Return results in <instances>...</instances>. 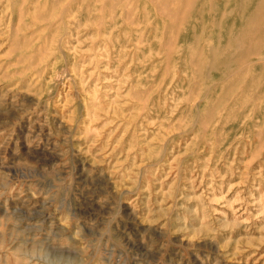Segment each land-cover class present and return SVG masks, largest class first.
<instances>
[{"label": "rangeland", "instance_id": "1", "mask_svg": "<svg viewBox=\"0 0 264 264\" xmlns=\"http://www.w3.org/2000/svg\"><path fill=\"white\" fill-rule=\"evenodd\" d=\"M155 1L0 0V264H264V0Z\"/></svg>", "mask_w": 264, "mask_h": 264}, {"label": "bare ground", "instance_id": "2", "mask_svg": "<svg viewBox=\"0 0 264 264\" xmlns=\"http://www.w3.org/2000/svg\"><path fill=\"white\" fill-rule=\"evenodd\" d=\"M192 2V0H190V2L189 3H191ZM71 0H67V1H62L59 5H60V10L56 13V7H57V5H58V3H57V1L56 0H53V3H52V6L50 7V2H47V3H45L46 5H44V9H49V10H46V11H48V12H46V14L43 16V17H47V16H49L50 15V17L51 16H53V17H57V18H59L60 20L61 19H65V17L67 18V16H68V14H66V12H67V10L69 9V7H70V5H71ZM155 3H157L158 5H160L161 3L158 1V0H156L155 1ZM43 4V3H42ZM186 4H188V3H186ZM189 5V4H188ZM171 6H172V4H171ZM55 8V9H54ZM160 8H161V5H160ZM159 8V9H160ZM22 7L20 8V11L21 12H23L22 11ZM162 9H164L163 8V6H162ZM166 9V8H165ZM165 9L163 10V11H165ZM69 10H71V9H69ZM159 11V10H158ZM183 11H185V9L183 10ZM183 13V12H182ZM21 14V13H20ZM161 14H166V13H163V12H161ZM35 15H37V14H35ZM168 15H170V14H168ZM182 16V15H181ZM39 17V16H38ZM169 17V16H168ZM182 18V17H181ZM184 18V17H183ZM182 18V19H183ZM175 19H176V16H175ZM178 19H179V16H178ZM181 21V20H180ZM183 21V20H182ZM181 21V22H182ZM58 23H60V22H58ZM61 23H62V21H61ZM182 25V24H181ZM179 30V29H178ZM17 31V30H16ZM23 38V37H22ZM23 44V43H22ZM22 47V46H21ZM170 48V47H169ZM218 51V50H217ZM259 52V51H258ZM260 55V54H259ZM46 56H48V55H46ZM229 56V55H228ZM262 56V55H261ZM263 58V57H262ZM261 60V59H260ZM252 61V60H251ZM247 62V61H246ZM38 63V62H37ZM35 64V63H34ZM238 67V66H237ZM234 68V67H233ZM239 71V70H238ZM241 71V70H240ZM245 72V71H244ZM33 76V75H32ZM233 76V75H232ZM222 78V77H221ZM230 78V77H229Z\"/></svg>", "mask_w": 264, "mask_h": 264}]
</instances>
